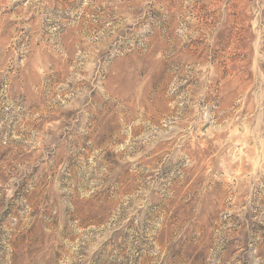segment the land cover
I'll list each match as a JSON object with an SVG mask.
<instances>
[{
    "label": "rangeland",
    "instance_id": "rangeland-1",
    "mask_svg": "<svg viewBox=\"0 0 264 264\" xmlns=\"http://www.w3.org/2000/svg\"><path fill=\"white\" fill-rule=\"evenodd\" d=\"M0 264H264V0H0Z\"/></svg>",
    "mask_w": 264,
    "mask_h": 264
}]
</instances>
